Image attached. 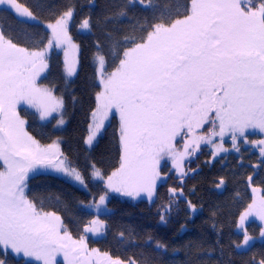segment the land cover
Returning a JSON list of instances; mask_svg holds the SVG:
<instances>
[{
    "label": "snow or ice",
    "instance_id": "snow-or-ice-1",
    "mask_svg": "<svg viewBox=\"0 0 264 264\" xmlns=\"http://www.w3.org/2000/svg\"><path fill=\"white\" fill-rule=\"evenodd\" d=\"M137 4L153 11L154 18L132 25L130 31L115 27L117 17ZM35 7L40 10L39 4ZM0 10L14 12L18 23L38 21L36 12L21 0H0ZM73 14L69 7L46 24V43L0 26V264H8L9 257L23 264H61L58 257L63 264H141L131 256L113 258L89 246V234L105 235L98 227L103 221L90 220L73 236L59 215L46 211L26 192L29 173L40 168L87 186L83 174L60 151L59 141L42 144L30 134L22 115L33 109L41 121L55 120L58 127L66 123L63 97L38 81L49 67V50L67 45L78 51L69 35ZM100 23L103 43L97 41L93 54L99 91L85 144L90 149L104 122L116 115L120 160L106 179L91 164L94 179L104 181L111 192L133 198L145 194L151 201L158 182L167 178L161 162L170 161L180 186L168 189V201L159 210L165 221L181 200L190 213L197 211L183 187L197 169L186 168L184 162H190L202 144L211 146L212 160L221 152L240 153L241 144L259 145L262 159L253 167L264 166V139L248 138L256 131L264 134V0H188L183 11L167 0H127L105 13ZM80 27L91 31V18H84ZM64 55L65 75L72 77L78 61L75 56L68 59L67 49ZM225 137L231 149L224 147ZM247 181L254 196L236 223L243 233L237 249L253 239L244 226L248 217L261 222L264 237V189L253 186L252 175ZM225 184L220 177L215 187L223 189ZM258 192L262 194L257 199ZM106 195L90 207L99 212ZM131 235L119 232L118 243H132ZM163 247L156 243L157 249ZM253 264H264V258L253 259Z\"/></svg>",
    "mask_w": 264,
    "mask_h": 264
},
{
    "label": "trees",
    "instance_id": "trees-1",
    "mask_svg": "<svg viewBox=\"0 0 264 264\" xmlns=\"http://www.w3.org/2000/svg\"><path fill=\"white\" fill-rule=\"evenodd\" d=\"M164 0H152L153 4ZM32 8L40 22H50L57 15L71 7L74 14L69 27V35L79 46V67L73 80L67 82L63 75V61L60 53L52 51L48 56V69L40 83L52 88L54 94L64 99V119L66 123L58 128L55 120L41 123L35 112L22 113L28 121V131L42 144L59 141L60 151L76 167L85 179L87 190H81L52 174H36L28 178L26 192L30 199L40 204L46 211L55 212L67 225L73 236L82 233L84 225L97 215L88 207L105 193L100 182L91 178V164H95L104 176L110 175L120 160L119 122L112 116L102 135L91 149L85 147L90 115L95 108L97 87L93 54L98 40L103 43V28L100 23L105 13H111L127 0H21ZM168 4H179L180 10L188 0H167ZM40 5L37 10L35 5ZM51 6V7H49ZM124 17H117L115 27L131 30L132 25L154 18L151 10L141 5H129ZM91 18L92 30L79 32L81 21ZM7 25L25 33L37 43H46L48 32L41 24L18 23L10 11L0 10V26ZM113 27V25H108ZM23 43V41H22ZM118 62V61H117ZM113 70V60L109 58L108 71ZM75 97V99H73ZM253 136V137H252ZM251 138H261L253 134ZM211 151L202 147L186 168L197 169L190 173L184 187L185 197L196 205L197 211L190 213L187 204L181 200L178 207L160 219V209L169 197L168 189L179 187V180L169 165H162V174L167 178L157 186L152 202L132 201L122 196H111L107 202V212L99 215L104 223V236L89 238V246L108 252L113 258L127 260L130 256L141 260V264H253L264 258V239L254 242L245 251L235 247L241 244L243 234L236 231V223L241 213L252 201L251 187L247 176H253V186L264 189V166L256 151L242 147L241 152L230 151L212 160ZM221 157H224L222 160ZM212 160L211 163L208 161ZM226 181L223 189L215 184L219 178ZM215 225V227H213ZM261 225L251 221L246 225L250 236L260 235ZM131 233L132 243L127 239L118 243V233ZM159 242L164 247L156 248ZM8 264H23L22 259L8 258Z\"/></svg>",
    "mask_w": 264,
    "mask_h": 264
},
{
    "label": "rangeland",
    "instance_id": "rangeland-1",
    "mask_svg": "<svg viewBox=\"0 0 264 264\" xmlns=\"http://www.w3.org/2000/svg\"><path fill=\"white\" fill-rule=\"evenodd\" d=\"M10 12H11V11H10ZM12 13L15 15L14 12H12ZM15 16H16V15H15ZM71 20H72V19H71ZM29 22L36 23V24H37V23H38V24H41V25L43 26V28H44L48 33H49V31H50V30L47 29V27H46V24H47L48 22H40V21H36V22L29 21ZM70 24H71V21H70V23H69V27H70ZM79 32L82 33V34H85L86 32H88V30H83V29H81V27H80V28H79ZM72 42H73V40H72ZM73 43H74V42H73ZM74 44H75V43H74ZM66 49L69 51V57H68V59H72V57L75 56V58H76L77 61H78L77 66H76V74H77L78 67H79V48H78V51L73 52V50L68 49V46H67V45H64V46H62V47H60V48H55V47H54V48H52L51 50H49V52H48V56H49V54H50L52 51H56V52H58V53L61 54V56H62V61H63V75H64L65 80H66L67 82H69V81H71V80L74 79V77L76 76V74H75L74 76H72V77H67V76L65 75V59H66V58H65L64 52H65ZM46 71H47V70H46ZM46 71H45V73L42 75L41 79L45 76ZM41 79L38 81L39 83H40ZM45 87H46V86H45ZM95 101H96V100H95ZM95 105H96V104H95ZM25 107H26V106H25ZM28 110H30V111H32V112H35L33 109H28ZM37 115H38V114H37ZM54 115H55V114H54ZM112 116H115L116 119H117L118 122H119V117H118V116H116V115H112ZM112 116H110L109 119L106 120V121L104 122V127L100 130V132H99L98 134H96V138H95V140H94V142H93V146H94L95 143L97 142L98 138L102 135L105 126L109 123V121L111 120ZM38 118H39V117H38ZM39 121H40L41 123H46V122H47V121H41L40 119H39ZM91 122H92V117H91V115H90V121H89V124H90ZM56 127H58V126H56ZM60 127H62V126H59L58 128H60ZM119 128H120V122H119ZM255 134L260 135L261 138H255V139H254V138H251V136H252L253 134L250 133L249 136H248V138H249L250 141H255V140L264 139V134L259 133L258 131H256ZM88 135H89V126H88V131H87L86 138L88 137ZM252 137H253V136H252ZM86 138H85V140H86ZM55 141H56V140H55ZM217 142H219V138H218V137H217ZM93 146H92V147H93ZM85 147H86L87 149H89V148L87 147L86 144H85ZM92 147H91V148H92ZM202 147H207L210 151H212V148H211V146H209V145H203V144H202V145H201V148H202ZM224 147H225V148H229V149H231V147H232V145H231V141H230V139H228V137H225ZM242 147L250 148V149H252V150H254V151H256L257 153L260 154V147H261V146H259V145H254V144H252V143H249V144H242ZM91 148H90V149H91ZM221 154H224V153L221 152L220 155H221ZM260 155H261V154H260ZM191 159H193V157L190 158V160H191ZM188 162H189V160H186L184 163L186 164V163H188ZM0 163H2V162H0ZM164 163L168 164L169 167H170V169H171V162H170V161H168V162L162 161V162H161V166H162ZM171 170L175 173V170H173V169H171ZM45 173H46V174H52V175L58 176V177L62 178L64 181H66V182H68V183L74 185L75 187H77V188H79V189H81V190H84V191L87 190V187H84V186L80 185L78 182H75V181H73L71 178L64 176L62 173H57V172H55V171H53V170H47V171H45L44 169L40 168V169H38V170L35 171V172H31V173H29V177H31V176H33V175H36V174H45ZM175 175H176V174H175ZM91 178H92V181H94V182H100V183L104 186V181H101V180H99V179H94L92 176H91ZM106 178H107V176H105V179H106ZM164 181H165V180H164ZM164 181H162V182H164ZM162 182H158V185H159L160 183H162ZM158 185H157V186H158ZM104 188H105V186H104ZM105 193H107V195H106V200H105L104 204L101 205V208H100V211H99V212L96 211L95 207H90V206H92V205L98 203V202H99V198H97L96 201H94L93 203H91V204L89 205V207H88V209H89L91 212H93L94 214L97 215L96 219H98V220H100V219H99V215H102V214H104V213L107 212V202L109 201V199H110L111 196H122V197H125V198H129V199H131L132 201H140V200H144V201H147V202H152V201L154 200V197H155V196H154L153 199H152L151 201L147 198V196H146L145 194H141V196L133 198V197H129V196L121 195L120 193L111 192V191H109V190L106 189V188H105ZM105 193H104V194H105ZM261 194H262V193H259V192L256 193V194H255L256 198L258 199L259 196H260ZM251 195H252V200H253V196H254V194H253V192H252V188H251ZM251 203H252V201H251ZM100 221H101V220H100ZM251 221H254V222H256V223L258 222V223L262 226L261 222H260L258 219H256L255 217H248V218L244 221V226H245V228H246V225H247L249 222H251ZM98 227H100L101 231L104 232V223H103L102 225H99ZM236 231H237L238 233L243 234L242 232L238 231L237 229H236ZM97 237H99V236L93 237V236H91V234H89V238H97ZM252 238H253V239L249 242V245L244 246V247H242V248H240V249H237V250H239V251H245V250H246L248 247H250L254 242H256V241H262V240L264 239V237H261V235H259L258 237H254V236H252ZM242 242H243V241H242ZM242 242H241V244H242ZM57 259L61 262V264H63L62 257H58Z\"/></svg>",
    "mask_w": 264,
    "mask_h": 264
}]
</instances>
